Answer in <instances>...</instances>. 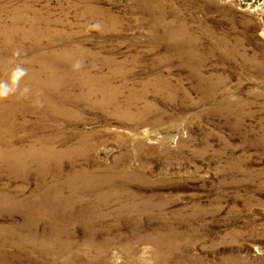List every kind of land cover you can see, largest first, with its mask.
Wrapping results in <instances>:
<instances>
[{
    "label": "rangeland",
    "instance_id": "1",
    "mask_svg": "<svg viewBox=\"0 0 264 264\" xmlns=\"http://www.w3.org/2000/svg\"><path fill=\"white\" fill-rule=\"evenodd\" d=\"M0 264H264V0H0Z\"/></svg>",
    "mask_w": 264,
    "mask_h": 264
}]
</instances>
